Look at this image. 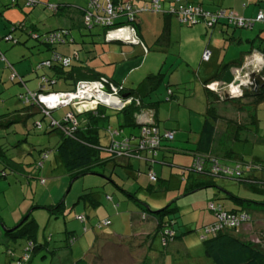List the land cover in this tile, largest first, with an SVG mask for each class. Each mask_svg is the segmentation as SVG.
I'll return each mask as SVG.
<instances>
[{"label":"crops","instance_id":"crops-1","mask_svg":"<svg viewBox=\"0 0 264 264\" xmlns=\"http://www.w3.org/2000/svg\"><path fill=\"white\" fill-rule=\"evenodd\" d=\"M23 1V0H22ZM116 3L118 2H130L133 5L140 6L142 3H148L151 0H112ZM161 5V11L152 12V11H141L137 14V20L139 22V38L143 44H145L148 50H144L142 45L135 46V43H127L122 42L120 40H108L105 36V32L102 27L93 26L88 28L85 26L82 20L81 13L78 12L77 7L79 5H74L68 2H64L62 0L57 1V10L53 11V15L60 16L66 23H63L64 26H57V27H49L46 29L45 32L59 29L61 27L68 29L70 40L68 41L70 44L76 43L74 46L78 45V41L80 40L81 45H79L78 50L73 55H76L77 59H74L73 64L75 66H84L87 69L91 70L99 74V76H104L110 78V81L115 83L118 82L122 86L126 88L135 87L141 80L151 71L155 72V67H157L160 63V57L158 55H147L140 60L139 52L142 51L144 55L149 51V45L156 46L157 48H165L164 51L166 54H169V47L172 44V41H181L187 40L190 37H197V41L199 45L197 46V55L199 60L196 62L197 67L196 69H192L193 72V79L184 81L183 78H176L173 79L169 76L167 80L170 83H177L183 87H180V93L178 96L170 99L165 100V88H159L157 95V99H161L160 102L156 104V108L154 110V115L156 119V123L158 129L160 131L164 130H171L173 132V139L171 141H166L161 143V147L156 151V154L152 156V163L148 164V162L143 160H136L137 161V168L139 169H146L155 172L158 177V180L154 183L151 182L147 175L146 180L147 182H138L136 176L134 177V183H131L130 186H126L125 184L122 186L120 184L119 179L113 177L111 184L116 185L117 188L120 189L121 193L130 198L127 193H133L135 198H137L136 193L139 192L141 189L146 194H150L151 192L159 193L158 197L163 198L169 196V185L171 181H173L176 176H173V170L181 169V167H187L191 162V154L190 150L199 148L198 142L204 140V136L202 135L201 127L204 119V114L209 110L213 112L217 116V120L215 122V129L213 134V140L211 144L205 148V152L218 157L220 161L224 163H230L235 160H258L261 161L264 165V86L260 88L262 92L259 94L252 93L249 88H245L243 94L240 97H229V94L226 92L225 89L221 92L222 97L218 99H214V94L204 86V82L211 79L218 73L217 79H219V83L227 84L228 82L232 81L234 76V69L237 66L236 64L239 62L240 57L242 54H246V52L250 48V41L252 38L263 37L264 38V27L260 24H254L251 28L247 29H240L238 35H236V29L229 28L225 26L223 22L216 24L211 28H206L203 23H195L190 26H186L180 22L176 15H170L168 25H169V33H168V42L166 44L159 43L156 41L158 35L161 32L163 23H164V15L170 7H177L181 3H191V4H201L205 8L208 9H215L217 7L221 8H229L232 9L234 14L242 16V17H251L255 15L258 10L264 12V0H239V4H234L232 2H226V0H158ZM14 4L20 3V0H13ZM13 3L4 4V6L11 7ZM242 3V4H240ZM23 4V3H22ZM35 4V1H34ZM33 5H25L26 7H33ZM84 3L81 5L83 6ZM80 6V7H81ZM151 13L152 15L145 17L148 21L143 19L144 13ZM158 14H160V19ZM58 21L61 19L57 18ZM60 23V22H59ZM61 24V23H60ZM59 24V25H60ZM148 24L152 25V31L150 34H146L144 29L147 28ZM29 32L34 33L37 31V27L35 24L30 22L29 24ZM17 28V27H14ZM23 30H26L25 26H22ZM72 29H75L76 37L73 35ZM221 36L222 41L219 46V43L216 39H214L215 32ZM230 31V32H229ZM90 35L89 42H84L83 35ZM98 38L100 40L98 41ZM18 39V38H17ZM258 40V38H257ZM83 41V42H82ZM24 42V41H23ZM100 42V46H96V43ZM84 43H88L89 46H85ZM107 43H116V46H110ZM107 44V45H106ZM139 44V43H137ZM122 45H127V48H123ZM226 45L233 46L234 51L235 48L239 49L238 54L236 57L227 58L226 52ZM244 47V48H243ZM49 51L55 50L61 55H69L68 54V47L62 46L61 44H55L49 48L46 47ZM205 48H210L211 53L208 61H203L201 59V54ZM84 53L81 56L82 52ZM119 51L121 52L123 58H117L115 60L114 57H117L119 54L116 53ZM225 51L223 58L221 57V53ZM86 53V54H85ZM51 54V53H50ZM165 54V55H166ZM216 57L211 63H209L210 58L213 56ZM164 55V56H165ZM50 56V55H49ZM103 56H108L109 58L106 60H100ZM98 59V63L94 64L92 59ZM168 56H165L163 61L161 62L160 68H162L164 62ZM24 59V57H22ZM4 55L0 54V61H4ZM184 64L189 65L184 59ZM1 64V63H0ZM12 64V63H8ZM126 68L125 73L123 74L122 66ZM26 71L27 67L24 66ZM159 68V69H160ZM68 69V68H67ZM125 70V69H124ZM17 73L20 76H24L27 73H23L24 70L20 72V70L16 69ZM54 69H47L44 68L42 73L45 74L46 77L52 76L54 74ZM160 71V70H159ZM157 72V71H156ZM260 75L264 76V68L262 71L257 72ZM41 73V74H42ZM40 74V75H41ZM55 79L53 82H45L43 84L44 89L49 90H65L69 89V86L66 81L53 78ZM188 79V78H186ZM216 80V79H215ZM115 81V82H114ZM24 82H26L24 80ZM194 82V86L192 87L190 83ZM26 85V83H25ZM40 85V84H39ZM39 85L36 89L39 88ZM208 87V85H207ZM17 93V102L20 103L21 101L18 99V94L22 93L26 88L29 90H35L33 87L29 88L27 85L23 87L22 85L18 87ZM225 94L228 97H225ZM198 95V96H197ZM192 98H198V107H193V103L190 101ZM237 98V99H236ZM167 102V103H165ZM3 105V104H2ZM22 106V104H21ZM76 112H81L83 110H87L91 108L90 105H80L78 107H73ZM67 108H61L60 113L58 115L63 116L64 111ZM105 115H108V120L104 123L103 126L117 128L121 121V116L117 115L116 112L109 113L107 112L106 108H103ZM9 112V110L5 111ZM27 113L23 114H32L36 113V111H26ZM28 115L23 116L22 126L24 127ZM29 115V116H30ZM60 117V118H61ZM84 116L79 115V120H82ZM54 119H57L53 117ZM83 121V120H82ZM41 123V122H40ZM42 129V123L41 128ZM128 131V132H127ZM137 132L138 129L134 128H123L115 139L117 140H125L127 136L131 133ZM47 133V132H46ZM26 132L24 133V138L18 140L17 147L19 148L21 145L24 146L28 153H31V145L34 147V144L30 141H27L28 137L26 136ZM98 141L101 145H107L109 142L108 136L102 130L97 132ZM1 144V143H0ZM236 144H240V147L237 149ZM256 148H262L263 155L258 156L253 151ZM237 149L238 151H236ZM200 150V148H199ZM40 151V150H39ZM0 162L5 165V167H13V170L20 171L21 169V162H16L12 158H6L2 155H5L4 149L2 144L0 145ZM47 154L44 151V156ZM111 153H100V156L97 160L95 171H100V173H105L106 169L115 170V166H120L121 169L130 172L133 170L135 163H133L131 158H116ZM6 156V155H5ZM42 157V154H41ZM45 158V157H44ZM47 158V156H46ZM8 159V160H6ZM37 161V160H36ZM39 161V160H38ZM37 161V162H38ZM60 161V160H59ZM164 162H168L164 163ZM61 163V162H60ZM144 163V166L141 164ZM38 164V163H37ZM37 164L36 167H37ZM62 165V164H61ZM105 169V170H104ZM22 171V169H21ZM168 171V172H167ZM95 172V173H96ZM5 173V172H4ZM182 175V173H180ZM6 175V173H5ZM2 178H4V176ZM191 174L187 173V176L184 175V180L186 181L185 185L182 189V182H179L174 189L176 190L175 193L180 194L183 193H192L194 190L192 188L197 184V180L189 179ZM108 178H112L109 176ZM181 179H183L181 177ZM182 189V191H181ZM135 190V191H133ZM189 191V192H188ZM196 191V190H195ZM88 192V191H87ZM93 192V191H92ZM184 194V195H186ZM81 195V194H80ZM105 195H109L106 194ZM104 202H112V196L110 200L105 198ZM174 195V194H173ZM206 194L205 196H207ZM218 195V194H217ZM218 197V196H217ZM131 199V198H130ZM138 199V198H137ZM83 200V199H82ZM83 204L89 206L93 209H97L96 207L99 205L100 201L93 197L94 203L84 199ZM133 201V199H131ZM139 200V199H138ZM193 200V199H192ZM142 201V200H140ZM231 206L235 205L234 201L231 200ZM137 207L134 205H130L129 202H126L125 210H124V224L125 227H120L118 225H113L111 218L106 213L108 211H103L100 214V218L91 225L92 226V237L90 240V245L85 253L83 258L85 259L88 264H102V261H108L109 264H165V257L164 254L169 253V251H178L182 246L180 245L182 242V234L180 236H176L171 238L164 244L163 236L159 232L157 227V219L152 214H150L145 206L142 204H137ZM145 202V201H144ZM119 202H116L118 205ZM190 202L176 203L175 206L177 210L183 209L184 207L188 206ZM114 209H116L115 204L112 205ZM110 205V208L113 210V207ZM223 206H225L223 204ZM231 206H226L230 208ZM149 209V205H146ZM253 211V217H257L258 215L264 218V210H260V206L253 205L249 207ZM248 208V210H249ZM110 210V212H112ZM114 211V210H113ZM22 212H18L16 214H12L9 216V219L6 220L0 217V243H4L8 246V237L5 235V229H10L18 223V220L22 218ZM85 215L84 228L87 229L86 223L89 220V216ZM252 216V215H251ZM109 219L111 227H96L94 224L104 220ZM20 221V220H19ZM213 221V215L210 216V220L207 222L210 223ZM258 221V219H255ZM254 222L249 223L253 224ZM205 225V224H204ZM105 226V225H104ZM253 226V225H252ZM99 228V229H98ZM247 228V227H246ZM253 229V228H252ZM95 230V231H94ZM175 234L177 235L178 230L175 229ZM248 230V229H247ZM238 231V229H237ZM70 232V233H69ZM66 235H71L74 237L75 234L73 231H66ZM236 236V235H235ZM237 237H241L240 234ZM35 238V237H34ZM77 238V237H76ZM242 238V237H241ZM73 240V242H74ZM29 242H31L29 240ZM72 242V243H73ZM32 243V242H31ZM71 245V244H70ZM158 245V246H156ZM184 246V245H183ZM47 246H40L38 249H41ZM159 247L161 249H157ZM8 248V247H7ZM98 249L99 253L96 252ZM51 252L52 255L57 254L58 252H62L59 249L53 248ZM9 249L7 250V256L5 259V264H10V261L13 257H18L17 255L10 254ZM75 252L72 246L67 248V255L72 259V253ZM31 259V258H30ZM97 259V260H96ZM76 260V259H75ZM75 260H71L74 264ZM98 261V263H96ZM174 261L171 264H175Z\"/></svg>","mask_w":264,"mask_h":264},{"label":"rangeland","instance_id":"rangeland-1","mask_svg":"<svg viewBox=\"0 0 264 264\" xmlns=\"http://www.w3.org/2000/svg\"><path fill=\"white\" fill-rule=\"evenodd\" d=\"M12 1L13 0H0V52L5 57L4 61H0V113L7 110L10 112L21 107L22 103H16L18 87L21 85L25 87L27 85L29 88L33 87L36 89L40 84V74L44 69L37 70V67L41 61L49 58L51 53V51L46 48L47 45L43 42V38L46 35L45 31L49 27L64 26L63 23H66L60 16L53 15V10L50 7V5H55L58 0H34L35 4L33 7L24 6L23 4H25V2L22 0H20L18 4H14ZM62 1L79 6L84 3L82 0ZM226 2H232V0H226ZM233 2L237 5L240 1L235 0ZM8 3H13V5L6 8L4 4ZM150 15L152 14L149 12L144 13L143 19L148 21L145 17ZM158 16L160 19L161 15L158 14ZM57 18L61 19V21H58ZM30 22L37 27V31L34 33L28 31V24ZM17 24H21V26L24 25L26 30H23L22 27L14 28ZM145 31L147 35L150 34L152 25L150 26V24H148L147 28L144 29V32ZM72 32L76 37L77 31L72 29ZM239 32L240 29L237 28L235 34L238 35ZM8 35L12 36L13 39H8ZM35 36H38V38H35ZM89 37L90 35L87 34L83 35L82 38H84V42H89L90 39H86ZM195 38H187V40L181 41V43L172 41L169 47V54L164 52L166 50L165 48H157L156 46L149 45V51L145 55L142 51L139 52V54H141L139 58L142 60L143 57L147 55H158L160 57V63L155 67V72L158 70L164 72L165 79L167 80L169 76L173 79L183 78L184 81L192 80V69H196V62L199 60L196 49L199 42ZM214 39L218 41L220 46L222 38L217 31L215 32ZM15 40H18V42L14 43ZM99 40L100 38H98V41ZM60 44L69 48V55H64L71 57L76 52L74 50H78V46L83 43L79 40L78 45L74 46L76 43L70 44L66 40L64 43ZM100 44V42H97L96 46L99 47ZM107 44L113 47L117 45L116 43ZM84 45L89 46L88 43H84ZM135 46L141 45L136 44ZM122 47L127 48L128 46L122 45ZM225 48L228 56L227 58H231L232 55L233 57L237 56L239 49L235 48L234 51L233 46L229 45H226ZM208 50L211 51L210 48H208ZM80 51L82 52V50ZM116 53L119 55L114 57L115 60H117V58H123L121 52L119 53V51H117ZM224 54L225 51L221 53L220 58H223ZM83 55L84 53L82 52L81 56ZM164 55L168 56V58L164 62L162 68H160L161 62L165 57ZM22 57H24V59H22ZM108 58V56H103L100 60H106ZM183 59L190 62L188 63L189 65L184 64V61H182ZM214 59H216V57L213 54L209 63ZM92 60H94L93 63L96 64L99 58H93ZM72 61H74V59H72ZM8 63H12L10 68L7 67ZM25 65L27 71L24 67ZM17 68L20 72L22 70H24L23 73L28 72L22 77L26 81V85L25 83L22 84L17 82L20 76L16 71ZM126 68L127 67H124V65L122 66L123 74ZM13 72L17 74V78L15 79L16 82L10 79V75ZM190 84L192 87L194 86V82ZM190 101L193 103V107H198V98H192ZM106 109L109 113L115 112V109L111 107L106 106ZM59 111L60 109H56L51 113L53 117L57 118L56 121L61 119V115H58L60 113ZM50 120L51 118L49 116L42 117L40 112H36L28 116L24 127L22 126V122H16L7 128H0V143L3 146L6 158L9 157L16 162H21L20 165L22 169V171L21 169L20 171L13 170L10 167H5V165L0 162V171L3 170V172L6 173L4 178L0 177V217L8 220L9 216L12 214L22 212V214L25 215L30 211L29 219H33L35 222V238L31 239L30 237L29 240H33L35 244L38 243L47 246L46 248L43 247L34 252L31 259L22 260L21 257L23 256L25 247H29L31 255V246L28 244L29 240L25 237L9 238L8 246L4 243H0V264H5L8 249L10 254H12L11 251H13V255H19L18 257H13L10 264H73L71 260L83 257L87 252L91 237L93 236L91 225L100 218L99 216L103 211H108L106 213L113 222L112 226L115 224L120 227H125L123 219L126 202L138 208L136 203L124 196L120 189L117 188L116 185L111 184V182L113 177H117L122 186L124 184L130 186L131 183H134V177L136 176L138 182L145 183L147 182L146 169L137 168V161L132 159L135 166L133 170L130 172L128 171V173L126 170L121 169L120 166H115L114 171L109 168L106 169L105 173L95 171L96 173H86L72 178L71 175L65 171L56 155L55 146L59 140L58 131L53 130L43 133L44 129L49 125ZM37 121L42 123V129H37L35 125L33 126V123ZM25 132L28 137L27 141L34 144V147L31 145V153H28L24 146L21 145L18 148L16 145L18 140L22 142ZM236 147L238 149L240 144H236ZM237 149L235 150H240ZM44 151L47 152L45 158L43 155ZM253 153L262 156L263 150L262 148L255 147ZM36 160L42 161L39 168L35 165L38 163ZM141 166H144V163H142ZM241 167L243 170L242 176H247L248 172L246 171L247 169H245L246 166ZM181 171L182 169L173 170V176H176V178L171 181L169 185V196L160 198L158 197L159 193L151 192L150 194H146L142 189L136 193V196L139 200L145 201V203L149 205L151 211L162 208L174 199H176L174 204L180 203L181 205L182 203L190 202V204L183 209L176 210L164 216L165 220L172 218L176 219L175 223H173L175 229L178 230L176 231V236H180L181 233H183L182 242L184 243L180 244L182 247L178 251L171 250L169 253L164 254L165 264H171L174 261H178L175 262V264H213L204 254V246L199 234L200 229L203 228L202 226L207 224L210 220V216H212L209 209L210 203H222L225 207L231 206V199L223 197L225 195L224 190L254 202L264 201V186L260 184V182L244 185L232 177L214 176L212 177L214 186L204 187L186 195L183 194V191L177 195L174 187L179 182H182L183 189L186 183L184 175L186 177L187 172L185 170L184 174L181 175ZM109 176H112V178H108ZM181 177L183 179H181ZM200 178H202V175L198 173H193V175L189 177L190 180L195 179L197 181ZM87 191H93V197L100 201L96 210L86 206L87 202L84 205L83 202H81L82 199L79 198L80 194ZM105 193L112 196V202L105 203L106 201L103 200ZM206 194L208 195L205 196ZM116 202L119 203L115 207L116 209H114L112 205ZM59 203L61 204L59 212L56 214L50 213L48 208ZM110 205L113 207L114 211L110 208ZM261 208L263 207H260L262 211ZM110 210H112V212H110ZM247 211L249 212L250 219L230 232L234 233L236 236L240 234L242 237L241 239L257 243L264 249L263 215H258L254 218L252 209L249 208ZM84 214L89 216V220L86 223L87 229L84 228V223L77 218L78 215ZM21 219L22 218L19 220ZM255 219H258V221H255ZM251 222L254 223L250 226L249 223ZM103 227L108 228L111 226L103 225ZM236 229H238V231ZM66 231H73L75 234V240L73 237L72 239L74 242L72 240L73 243L71 245H68ZM70 246L75 250V252L72 253V259L70 258L71 256L69 257L67 255V248ZM53 248L59 249L62 252L52 255L51 250ZM156 248L158 249L159 247ZM96 252L99 253L98 249H96ZM96 263H98V261H96ZM102 264L109 263L105 260L104 262L102 261ZM132 264L134 263L132 262ZM150 264H152L151 261Z\"/></svg>","mask_w":264,"mask_h":264},{"label":"trees","instance_id":"trees-1","mask_svg":"<svg viewBox=\"0 0 264 264\" xmlns=\"http://www.w3.org/2000/svg\"><path fill=\"white\" fill-rule=\"evenodd\" d=\"M150 2V1H149ZM146 2L142 3L140 6H136V5H132L137 9L135 11V13L133 14V19L130 21H124V19L120 18L117 21H114V25L113 26H118V25H122V24H130L133 28L134 31L137 35V38L139 39V44L142 45V47L144 46L147 50V46H145L142 41L139 38V22L137 20V14L141 11H150V10H145V9H140V7H142ZM34 4V3H33ZM32 4V5H33ZM199 6H201L202 9L207 10L209 12H211L212 14H215L218 11H223L224 14H229L231 13L232 15H234L237 18H253L255 15L251 16V17H242L239 15L234 14L232 9H227V8H221V7H217L215 9H208L205 8L204 6H202L201 4L198 3ZM80 6L77 7L78 12L81 13L82 15V20H83V12ZM154 12V11H152ZM263 12V11H262ZM170 15H175L173 13L170 12H166V14L164 15V23L161 29L160 34L158 35L156 41L159 43H163L166 44L168 42V33H169V25H168V21H169V17ZM199 22L197 23H203L201 22L203 20H198ZM223 22V24L225 26H228L229 28H239V29H247V28H251L254 24H260L264 27V24L260 23V22H254L251 26H236L233 25L231 22H228L224 17H220L218 18V20L216 22H214L211 26H207L204 24V26L206 28H211L213 26H215L218 23ZM84 23V22H83ZM184 24V23H182ZM186 26H190V24H184ZM192 25V24H191ZM15 27H22L21 24H17L15 25ZM102 27V26H99ZM102 29L104 30V32H106L105 27H102ZM51 31V30H50ZM50 31L45 32V34L47 35ZM45 37V36H44ZM35 38H38V36H35ZM258 38V40H257ZM257 38H252L250 41V48L249 50L246 52V54H250L252 51H259L261 53L264 54V38L263 37H259L257 36ZM11 39H13V37L11 36ZM44 39V38H43ZM66 40L69 41L70 40V35L68 34V36L66 37ZM18 42V40H15L14 43ZM44 42V41H43ZM47 47L49 48L50 46L52 47V45L44 42ZM54 46V45H53ZM208 50L207 48L204 49ZM203 51V52H204ZM210 51V50H209ZM203 52L201 54V59L203 60L202 56H203ZM53 53L59 54L58 52H56L55 50L51 51L50 57L47 58L44 61H49L50 64L44 65L43 62L41 61V63L39 64V66L37 67V70L39 69H54V74L53 77L49 76L46 77L44 73H42L40 75L41 77V82L39 85L38 89H35L33 91L37 92V93H44L47 91H56V92H60V91H69V90H73L76 83L78 81L81 80H95L99 77H104V76H99V74L92 72L91 70L87 69V67L84 66H75L72 62V59H77L76 55H72L69 59V63L67 66H63L61 64V62L59 61H51L52 55ZM211 53V51H210ZM1 56L2 53L0 52ZM245 54V53H244ZM242 54L240 57L239 62L236 64V67H239L245 56ZM61 56H65V55H61ZM210 57V56H209ZM209 59V58H208ZM207 60H203V61H208ZM12 64H7V67H11ZM235 67V68H236ZM68 68V69H67ZM264 68V67H263ZM17 75V74H16ZM217 75L218 73H216V75L214 77H212L211 79L207 80L204 82V86L206 87V89H208V91L212 92L214 94V99H218L222 97V94L218 91H214L211 90L209 87H207V85H209L211 82H219L220 80L217 79ZM58 78L61 80H64L67 82V84L71 87H69V89H65V90H47L44 89L43 84L46 82H53L55 79L53 78ZM17 76L13 77L11 80L16 82ZM110 81V78L105 77ZM216 79V80H215ZM112 81V80H111ZM17 82H20L22 84H24V79L22 78V76L18 77ZM115 82V81H114ZM231 82V81H230ZM229 83V82H228ZM117 86V96L120 97L122 100H128L130 99V103H128L127 105H125L124 107L120 108V109H115V112L117 115L121 116V121L119 123V125L117 126V128H111V127H105L103 126L104 123L108 120V115H105L103 108H106L105 106H101V105H96L93 108H89L87 110H83L81 112H76L74 110L73 107H58V108H54L52 110L49 111L48 114H44L41 111L40 106L32 101H29L28 103H24L21 98L19 97L20 94H18V99L21 101L22 106L19 108H16L10 112H3L0 113V128H7L9 127L11 124L16 123V122H20L23 121V116H26L28 114H23L24 112L27 113L26 111H36V112H40L42 114V117H46L49 116L51 119H54L53 116L51 115V113L56 110V109H61V108H67L63 115L66 113V111H71L76 119V126L74 128H71V124L69 121L64 120L62 117L61 119L58 121V125L56 124H50L46 127V129H44L43 133L46 132H51L53 130L58 131L59 134V140L57 141V144L55 146L56 149V155L58 157V159L60 160L63 168L65 169V171L67 173H69L71 175L72 178H76L78 176L84 175L86 173H95V166L97 163V160L100 156V153H110L107 149L111 143L112 137H117L119 135V132L123 129V128H134V129H138L141 126V122L138 120V115L140 113L143 112H149L152 115V126L156 127V129L161 133L164 131H160L158 129L157 123H156V119H155V115H154V110L156 108V104L158 102L161 101V99H157V95L159 94L158 90L159 88H165L166 91V96H165V100H170L176 96H178V93H180V87H183L177 83H170L165 79V73L161 72V71H157V72H151L148 73L146 76H144V78H142V80L135 86V87H130V88H126L124 86H122L120 83L115 82L114 83ZM253 93V92H252ZM262 92L259 90V94H261ZM79 115L84 116L83 117V121L79 120ZM29 116V115H28ZM204 119H203V123H202V127H201V131H202V135L204 136V140L203 141H199L197 144L200 148H195V149H191L190 150V154H191V162L187 167H181L182 171L181 173L184 174V171L186 170V172L188 174L193 175V173H198L202 175V178H200L197 181V184H195V186L192 188V190H198L204 187H208V186H214V181L212 179V177L214 176H219V177H232L235 178L237 181L243 183L244 185H249V184H253V183H259L262 184L264 186V165L262 164L261 161L258 160H235L236 162H240L239 163V175H235V174H231V175H227L226 173H222L220 171H214L212 166L214 163L220 164V165H229L230 163H224L222 161H220V159L218 157H215L213 155H210L208 153H206L204 150L205 148L207 149V147L211 144L212 140H213V134H214V129H215V122L217 120V116L211 112L210 110L208 112H206L204 114ZM56 120V119H54ZM37 123H39L40 127H37ZM35 125V127L37 129L41 128V123L39 121L34 122L33 126ZM99 130H102L104 133H106V135L108 136L109 142L107 145H101L99 144L98 141V135L97 132ZM113 131L116 134H113ZM171 131V130H170ZM138 131L135 133H131L129 136H127V140L130 141V144L132 146V151L134 152L135 156L132 155L130 157H119V156H114L116 158H131V159H136V160H143L148 162V164L152 163V156L154 154H156V151L162 146L161 143H164L166 141H171L173 139V132H172V139H166V138H161L159 146L151 151H147V150H138L137 148H135V144L138 140ZM117 140V139H115ZM112 156V153L110 154ZM1 156V153H0ZM4 157H6L5 155H2ZM194 160H199V162L202 164V170L201 171H197L195 169V162ZM234 161V162H235ZM40 162V161H38ZM169 164L168 162H164ZM245 167V169H247L246 171L248 172L247 176H242L243 170L242 167ZM248 166V167H247ZM13 168V167H11ZM37 168H39L37 166ZM244 169V170H245ZM146 171V175L148 177V179L151 182H156L158 180L157 175L155 174V172L151 171V170H145ZM149 173H153L155 175V180H151L149 178ZM3 175H5V173L2 171H0V177H2ZM189 192V191H188ZM225 195L223 197H226L228 199H231L234 201L235 205L231 206L230 208H227L225 206H223L222 203H210V211L213 215V221L203 225L202 229H200V238L202 240L203 246H204V254L206 257H208L213 264H264V249H262L261 246H259V244L254 243L252 241H246L241 239V237H237L234 235V233H231L230 231L234 230V228L237 227H233V228H226V229H222V230H217L215 232H208L207 228L210 227L211 225H213L216 222L217 219V215L219 214V212L221 211H225L226 213L229 214H235L238 212H247L249 214V212L247 211L249 207L253 205H257L260 207H263L264 210V201H258V202H254L251 201L250 199H246V198H242V197H238L230 192H227L224 190ZM126 194L133 199V201L137 202V204H142V206L144 205L145 208L147 209V211L152 214L154 217H156L157 219V227L159 232L162 234L163 236V229L164 227H168V229L172 230L173 234L170 237H165L163 236L164 239V244H166V242L168 240H170L171 238L176 237L175 234V230H174V226L173 223H175V218L172 219H164V216H166L167 214L174 212L177 210V207L175 206L174 202L176 199H174L173 201L167 203L165 206H163L162 208L155 210V211H151L150 209H148L146 207V203L144 201H140L137 198H135V196L133 195V193H127ZM186 194V193H183ZM79 198L81 199H86L88 201H91L92 203H94L93 201V192L92 191H88L85 193H82ZM115 206H117L116 203H114ZM60 203L57 205H54L52 207H49V211L52 214H56L57 212H59V208H60ZM212 205V206H211ZM35 206H40V205H35ZM33 207V206H31ZM47 207V206H46ZM30 212V211H29ZM27 212V214H25L22 219L23 220L20 224H16L13 230H5V235L12 239V238H16V237H25L27 238V240H29V238L31 237V239L34 238V233H35V222L33 219H29V215L30 213ZM109 220V219H108ZM237 230V229H236ZM70 233V232H69ZM68 238V245L72 244L71 239L73 238L71 235L67 236ZM32 242L31 245V255L29 257V259L31 258L32 254L34 252H36L38 250V248L40 246H42L41 244H35L33 242V240H30ZM53 250H51L52 252ZM28 259V260H29ZM74 264H88V262L83 259V258H77L74 261Z\"/></svg>","mask_w":264,"mask_h":264},{"label":"built area","instance_id":"built-area-1","mask_svg":"<svg viewBox=\"0 0 264 264\" xmlns=\"http://www.w3.org/2000/svg\"><path fill=\"white\" fill-rule=\"evenodd\" d=\"M25 5H32L34 0H23ZM84 5L81 6L83 12V22L85 26L91 28L93 26H102L107 28L105 36L108 40H120L127 43L139 42L134 28L130 24H122L118 26H113L114 21L122 18L124 21H130L133 19V14L137 10L130 2H114L112 0H82ZM53 11L57 10L58 5H50ZM140 9L150 10V11H161V5L158 0H151L145 3ZM175 14L181 23L184 24H195L199 22L198 20H203L205 25L211 26L220 17H224L228 22H231L236 26H251L254 22H260L264 24V12L258 11L253 18H237L231 13L224 14L223 11H218L215 14L204 10L198 4L191 3H181L177 7H170L167 11ZM69 31L66 28H59L51 30L47 35H45L43 41L50 44H60L66 41ZM8 39L11 36L8 35ZM143 49H147L143 46ZM210 56V51L205 50L203 52V60H207ZM69 59L66 56H61L53 53L51 61H59L63 66H67ZM44 65H49V61H44ZM264 67V54L259 51H252L249 55H246L242 64L234 69V76L231 82L227 84L219 82H211L208 87L211 90L221 92L223 89L229 94L230 97H240L243 94L245 88H248V76L250 72H260ZM16 74L13 72L10 75L12 79ZM264 77V76H263ZM117 86L109 81L105 77H99L95 80H81L78 81L73 90L69 91H47L44 93H37L35 91L25 89L22 94L19 95L24 103L29 101L37 103L41 111L44 114H48L50 110L58 107H78L82 105H90L91 108L96 105L108 106L113 109H120L130 103V99L122 100L117 96ZM67 120L72 125L71 128L76 126V119L71 111H66L62 117ZM138 120L141 122V126L138 130V140L135 144V148L138 150L151 151L159 146L161 138L172 139V131L159 132L156 127L152 126V115L151 113L143 112L138 115ZM50 124L58 125V121L51 119ZM37 127L40 125L37 123ZM113 134H116L113 131ZM113 156L119 157H130L135 156L132 151V146L130 141L125 140H115L112 137L111 143L107 149ZM45 157V156H44ZM195 169L197 171L202 170V164L199 160H194ZM239 161L231 162L229 165H220L214 163L212 168L214 171H220L226 173L227 175L235 174L239 175ZM42 161L38 162V167H40ZM248 167V166H247ZM149 178L155 180V175L149 173ZM107 200H110L109 195H105ZM212 206V205H211ZM78 219L85 221V215H78ZM250 219V215L247 212L240 211L235 214H229L225 211L219 212L217 215L216 222L207 228L208 232H215L217 230H222L226 228L239 227L246 221ZM110 221L108 219L101 220L94 225L96 227H101L103 225H108ZM173 234L172 230L168 227H164L163 236L170 237ZM73 239H71L72 242ZM164 241V239H163ZM29 246L32 245L28 242ZM30 257L29 247H25L22 260H28Z\"/></svg>","mask_w":264,"mask_h":264},{"label":"water","instance_id":"water-1","mask_svg":"<svg viewBox=\"0 0 264 264\" xmlns=\"http://www.w3.org/2000/svg\"><path fill=\"white\" fill-rule=\"evenodd\" d=\"M248 88L251 90L253 93L259 92L260 88L264 86V77L260 75L259 73L256 72H250L248 76ZM225 97H228V95L225 94ZM230 97V96H229ZM23 220L22 219L18 224H20ZM17 226V225H16ZM14 227L10 229H5V230H13Z\"/></svg>","mask_w":264,"mask_h":264},{"label":"bare ground","instance_id":"bare-ground-1","mask_svg":"<svg viewBox=\"0 0 264 264\" xmlns=\"http://www.w3.org/2000/svg\"><path fill=\"white\" fill-rule=\"evenodd\" d=\"M237 99V98H236Z\"/></svg>","mask_w":264,"mask_h":264}]
</instances>
